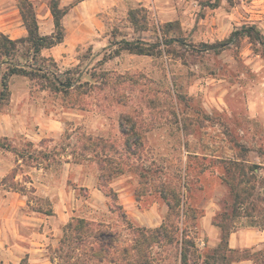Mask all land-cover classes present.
I'll return each instance as SVG.
<instances>
[{
	"label": "rangeland",
	"instance_id": "374dc122",
	"mask_svg": "<svg viewBox=\"0 0 264 264\" xmlns=\"http://www.w3.org/2000/svg\"><path fill=\"white\" fill-rule=\"evenodd\" d=\"M30 1L39 33L50 35L49 0ZM75 2L60 0V7L71 6L62 19L63 42L41 56L63 79L68 71L81 82L105 73L108 84L66 101L27 78L10 79L9 101L0 110V264L80 261L79 248L68 263L63 258V227L73 218L99 223L107 239L123 242L116 204L135 225L161 224L167 206L156 192L138 195L134 173L126 171L105 186L96 159L76 154L75 137L83 132L116 143L123 156V115L143 129L145 146L138 155L144 167L162 180L186 172L185 206L195 215L189 236L201 262L220 239L214 220L231 210L215 159L242 156L260 165L256 183L264 197V0ZM131 10L140 21L145 16V23L133 26ZM166 24L173 25L168 32ZM0 32L11 39L26 34L15 0H0ZM124 40L159 43L163 53L116 55ZM119 155H112L111 166L121 161ZM109 190L115 202L106 196ZM257 203L254 219L260 221L264 199ZM246 215L241 208L235 218L228 264H264V230L248 226Z\"/></svg>",
	"mask_w": 264,
	"mask_h": 264
},
{
	"label": "trees",
	"instance_id": "16d2710c",
	"mask_svg": "<svg viewBox=\"0 0 264 264\" xmlns=\"http://www.w3.org/2000/svg\"><path fill=\"white\" fill-rule=\"evenodd\" d=\"M82 1L84 0H76L73 5ZM15 2L26 34L23 37L11 39L0 32V110L9 101V83L14 76L34 81L66 101L75 93L90 92V88L93 89L95 86H99L100 92L105 90L108 84L103 79L105 73L100 75L92 73L88 80L81 82L79 75L75 76L68 71L63 79L47 67L45 62L49 59L41 56L43 50L63 42L65 34L62 19L71 6L60 7V0H49L48 6L54 30L50 35H41L32 2L30 0H15ZM136 13H138L137 10L129 11L128 18L133 26L138 27L139 24L145 23V16L140 21ZM172 26V24H166L163 29L168 32ZM230 40L227 39L221 44L208 45V48L226 45ZM177 41L172 40L170 44ZM122 51L151 57L163 53L159 43L150 44L141 40L122 41L115 54L118 55ZM106 61L107 58L101 59L99 65H103ZM52 64H55L54 61ZM86 86L89 90L85 89ZM119 126L123 136V156L119 155L122 152H118L116 143L83 132L75 137L74 146L77 156L81 160L89 158L88 156L96 159L101 172L100 179L105 186L126 171L134 173L138 177V195L141 192H156L167 206V213L159 226L149 228L135 225L127 219L124 212H121L120 205H114L115 209L120 211L119 219L122 220L126 231V239L121 243H115L111 238L107 239V229L103 230L101 224L85 218H73L63 227L64 236L61 244H66V252L63 255L66 263L73 258L75 250L79 248L82 252L80 261L75 260L68 264H228L234 251L229 246V238L241 208L245 209L246 216L250 218L248 226L264 230V216L260 221L254 219L257 214V202L264 199L257 190L255 173V170L260 169L261 166L248 162L242 156H235L232 159L216 158L214 164L222 168L223 182L230 190L231 210L220 213L214 220V225L220 230L219 242L199 262L201 256L198 254L196 243L189 236V227L195 224V215L194 211H189V208L185 206L186 172H180L164 180L156 177L157 172L153 173L144 167L145 163L138 155L145 146L141 125H138L131 117L123 115L120 117ZM116 154L120 156L118 159L120 158L121 161L118 165L111 166L113 156ZM10 189H16V187L11 186ZM106 196L113 202L116 201V196L111 190ZM110 235L117 237L114 231H111Z\"/></svg>",
	"mask_w": 264,
	"mask_h": 264
}]
</instances>
